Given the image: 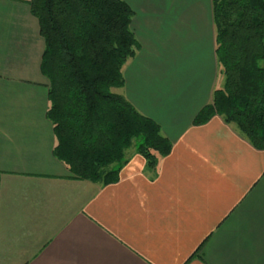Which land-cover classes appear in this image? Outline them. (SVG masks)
Here are the masks:
<instances>
[{
	"label": "crops",
	"instance_id": "1",
	"mask_svg": "<svg viewBox=\"0 0 264 264\" xmlns=\"http://www.w3.org/2000/svg\"><path fill=\"white\" fill-rule=\"evenodd\" d=\"M138 42L123 95L170 152L132 151L116 181L71 177L46 116L29 0H0V264H264V149L218 115L211 0H123Z\"/></svg>",
	"mask_w": 264,
	"mask_h": 264
},
{
	"label": "trees",
	"instance_id": "2",
	"mask_svg": "<svg viewBox=\"0 0 264 264\" xmlns=\"http://www.w3.org/2000/svg\"><path fill=\"white\" fill-rule=\"evenodd\" d=\"M28 4L44 42L40 72L47 81L55 157L71 177L104 185L117 180L132 151L154 168L171 142L115 91L124 86L122 67L138 48L133 10L123 0ZM211 11L223 82L193 124L218 115L264 149V0H211Z\"/></svg>",
	"mask_w": 264,
	"mask_h": 264
},
{
	"label": "rangeland",
	"instance_id": "3",
	"mask_svg": "<svg viewBox=\"0 0 264 264\" xmlns=\"http://www.w3.org/2000/svg\"><path fill=\"white\" fill-rule=\"evenodd\" d=\"M219 82H220V86L222 85V77H221V80H219ZM116 92H119V93H122L123 94V87L121 88V89H117V90H115ZM134 148H133V146H132V148L131 149H129V150H133Z\"/></svg>",
	"mask_w": 264,
	"mask_h": 264
}]
</instances>
